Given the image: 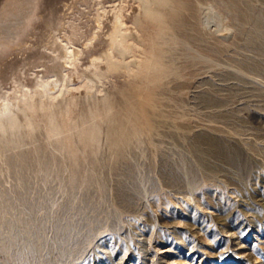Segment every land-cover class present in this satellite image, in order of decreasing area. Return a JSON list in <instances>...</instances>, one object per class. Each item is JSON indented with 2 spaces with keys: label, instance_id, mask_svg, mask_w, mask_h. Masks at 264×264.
Listing matches in <instances>:
<instances>
[{
  "label": "rangeland",
  "instance_id": "obj_1",
  "mask_svg": "<svg viewBox=\"0 0 264 264\" xmlns=\"http://www.w3.org/2000/svg\"><path fill=\"white\" fill-rule=\"evenodd\" d=\"M224 2L41 0L0 44V264H264V4Z\"/></svg>",
  "mask_w": 264,
  "mask_h": 264
},
{
  "label": "bare ground",
  "instance_id": "obj_2",
  "mask_svg": "<svg viewBox=\"0 0 264 264\" xmlns=\"http://www.w3.org/2000/svg\"><path fill=\"white\" fill-rule=\"evenodd\" d=\"M11 2L10 3H8L7 4V6H5L4 5V8L2 9V11H1V17H0V20H1V26H0V44L1 45H3L5 42H12L11 40L12 39H14V38H17V39H19L20 37H22V36H20L21 34L23 35H25V27H26V25H27V23H28V21H29V18L30 17H32V14H33V11L35 10V6L37 5V8L39 7V2L41 1H38V0H10ZM140 1H142V6L143 7H141L142 9H143V12H144V17L146 18V17H150V18H152V19H155V17H157L158 16V14L159 15H161V13H160V8L162 7H164V6H166V5H169V3H173L171 6L173 7L174 5H176V6H178L182 11H180L181 13H185V12H187L188 14H190L191 13V10H192V8H193V4H192V2H193V0H140ZM196 1V0H195ZM207 1V4L209 3L211 6H215L216 5V3H218V4H220L219 3V1H221L222 2V0H206ZM248 1H250V4L252 5L254 2H258L257 3V7H256V9H259L258 8V4L261 2V4L263 3L264 4V0H248ZM223 2H224V0H223ZM225 2H227V3H229V5L231 4L232 5V10H233V12H234V14H233V20H234V18H236V20H237V17L238 18H242L243 20L247 17V15H248V10H245V9H243V5H242V2H243V0H225ZM224 2V3H225ZM253 2V3H252ZM6 3V2H5ZM38 3V4H37ZM198 3V2H197ZM205 3V2H204ZM244 3H245V1H244ZM243 3V4H244ZM4 4V3H3ZM41 4V3H40ZM200 4V3H199ZM249 4V3H248ZM209 5V6H210ZM221 5H223V4H221ZM220 5V6H221ZM229 5H226V3H225V6L226 7H228L229 8ZM260 5V4H259ZM208 6V7H209ZM261 6V5H260ZM262 6H264V5H262ZM167 7V6H166ZM169 7H170V5H169ZM223 7H224V5H223ZM225 7V8H226ZM210 8V7H209ZM216 8V7H215ZM224 8V9H225ZM230 8V9H231ZM264 8V7H263ZM262 8V9H263ZM167 9V8H166ZM166 9H165V11H166ZM211 9V8H210ZM219 9V8H218ZM222 9V8H221ZM230 9H229V11L228 12H230ZM163 10V9H162ZM226 10H227V8H226ZM168 11V10H167ZM210 11V10H209ZM252 11V10H251ZM35 12V11H34ZM37 12V11H36ZM120 12V11H119ZM214 12V11H213ZM220 12V11H219ZM222 12V11H221ZM248 12V13H247ZM255 12H256V10H255ZM217 13V12H216ZM36 13H34V15H35ZM116 14V13H115ZM120 14V13H119ZM230 14H232V13H230ZM217 15V14H216ZM252 15V14H251ZM140 16V15H139ZM183 16H184V14H181L180 15V17H179V21H180V19H182L183 18ZM225 16V15H224ZM236 16V17H235ZM210 17V16H209ZM232 17V16H231ZM139 18V17H138ZM251 18V17H250ZM50 19V18H49ZM123 20V19H122ZM139 20V19H138ZM178 20V19H177ZM252 20V19H251ZM9 21V22H8ZM32 21H33V19H32ZM174 21H176V20H174ZM220 21V20H219ZM246 21H247V19H246ZM12 22H17L18 24H13ZM30 22V21H29ZM98 22V21H97ZM6 23H12L13 25L10 27V28H6ZM31 23V22H30ZM175 23V22H174ZM239 23V22H238ZM32 24V23H31ZM124 25V23L121 21V19H120V16H117L116 18H115V20H114V26H113V31L110 33V43H111V45L113 46V49L115 48V49H117V51H118V54L119 53H121L123 56L126 54V55H128L127 53H129V51H130V49H131V45L133 46V44H129L128 42H127V34L128 35H130V32H124L123 30H122V27L121 26H123ZM224 25V24H223ZM223 25H222V27H223ZM258 26H259V24H258ZM124 27V26H123ZM261 27V26H260ZM28 28H29V26H28ZM220 28V27H219ZM226 28V30H227V26L226 27H224V28H221V29H225ZM258 28V27H257ZM5 29V30H4ZM126 29V28H125ZM230 29V28H229ZM26 30H27V27H26ZM24 31V32H23ZM224 32V31H223ZM225 32H227V31H225ZM253 32H254V30H253ZM56 35V34H55ZM135 35H136V33H135ZM134 35V36H135ZM20 36V37H19ZM185 36V35H184ZM19 37V38H18ZM23 38V37H22ZM55 38H56V36H55ZM21 39V38H20ZM15 40V39H14ZM8 42V43H9ZM130 42V41H129ZM7 43V44H8ZM6 44V43H5ZM65 45V44H64ZM111 46V47H112ZM60 49H62V55L63 56H66L64 59H66L67 58V53L69 52V53H74V54H77V53H79V51L78 50H70L69 49V51H68V49H66V46L65 47H62V48H60ZM2 50V49H1ZM3 51V50H2ZM1 51V52H2ZM68 51V52H67ZM111 51V50H110ZM131 52V51H130ZM104 54V53H103ZM113 54V53H112ZM130 54V53H129ZM106 55V57H107V59H108V63H109V65L108 66H110V68H117V67H119V66H121V65H123V64H126L127 65V63L128 62H130V61H128V62H126L125 61V59L124 58H122V59H116V58H113V56L111 55V52L110 53H108V54H105ZM120 55V54H119ZM125 55V56H126ZM60 56V55H59ZM70 56V55H69ZM68 56V57H69ZM74 56V55H73ZM79 56V55H78ZM57 58V57H56ZM56 58H54V59H56ZM94 58H96V57H94ZM93 58V59H94ZM99 58V57H98ZM97 58V59H98ZM100 58H102V57H100ZM59 59V58H58ZM58 59H56V60H58ZM106 59V60H107ZM103 60V59H102ZM133 60V59H132ZM131 60V61H132ZM29 61V60H28ZM65 61V60H64ZM100 61V60H99ZM57 61H55V63H56ZM59 62V61H58ZM62 62H63V60H62ZM133 63H135V62H133ZM64 65V64H63ZM129 65V64H128ZM55 66H57V64L55 65ZM54 67V66H53ZM58 67H59V65H58ZM58 67H55L54 69H53V71L54 70H57V71H55V73H57L58 72V70H61V69H58ZM131 67V66H130ZM109 68V69H110ZM97 69V68H96ZM119 69V68H118ZM242 69V68H241ZM246 69V68H245ZM113 70V69H112ZM116 70V69H115ZM62 71V70H61ZM131 71V70H130ZM60 72V71H59ZM59 72L57 73V74H59ZM92 72V73H91ZM90 73H89V77L88 76H86V77H88V79L89 78H91V80L93 79H96V78H98V73H95V70L94 71H91ZM87 73V72H86ZM88 74V73H87ZM61 80V79H60ZM91 80H90V82H91ZM93 80H92V82H93ZM98 80H99V78H98ZM98 82V81H97ZM96 82V83H97ZM95 83V82H94ZM66 85V84H65ZM50 87V86H49ZM63 93V92H62ZM102 99H104L103 101H106L107 100V98H104V96H103V98ZM106 99V100H105ZM29 104V103H28ZM9 108V107H8ZM6 110H8L9 111V109H6V108H4V110H3V112H6ZM1 111V110H0ZM8 111L6 112V114H7V116H8ZM12 111V110H11ZM13 113V112H12ZM1 114L3 115V113H2V111H1ZM3 117V116H2ZM3 120V119H2ZM53 120V119H52ZM23 121V120H22ZM20 124V121L18 120V118L17 117H9L7 120H6V122H0V132L2 131V129L3 130H7L6 128H10V129H12V128H16L18 125ZM24 124H26V122L24 123ZM25 126H27V125H25ZM4 127V128H3Z\"/></svg>",
  "mask_w": 264,
  "mask_h": 264
}]
</instances>
